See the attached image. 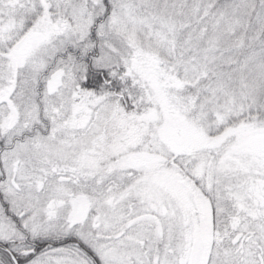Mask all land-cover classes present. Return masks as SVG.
I'll return each mask as SVG.
<instances>
[{
    "label": "snow or ice",
    "instance_id": "1",
    "mask_svg": "<svg viewBox=\"0 0 264 264\" xmlns=\"http://www.w3.org/2000/svg\"><path fill=\"white\" fill-rule=\"evenodd\" d=\"M0 264H264V0H0Z\"/></svg>",
    "mask_w": 264,
    "mask_h": 264
}]
</instances>
